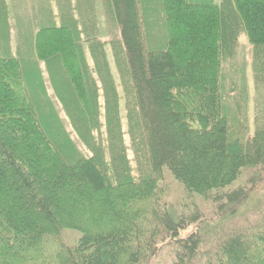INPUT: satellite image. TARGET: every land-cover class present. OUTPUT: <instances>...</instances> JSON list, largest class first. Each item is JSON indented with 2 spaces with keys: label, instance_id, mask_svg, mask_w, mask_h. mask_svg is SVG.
Here are the masks:
<instances>
[{
  "label": "trees",
  "instance_id": "obj_1",
  "mask_svg": "<svg viewBox=\"0 0 264 264\" xmlns=\"http://www.w3.org/2000/svg\"><path fill=\"white\" fill-rule=\"evenodd\" d=\"M32 1L0 0V264H264V216L209 246L197 203L264 185V0H101L107 39L96 0Z\"/></svg>",
  "mask_w": 264,
  "mask_h": 264
},
{
  "label": "rangeland",
  "instance_id": "obj_2",
  "mask_svg": "<svg viewBox=\"0 0 264 264\" xmlns=\"http://www.w3.org/2000/svg\"><path fill=\"white\" fill-rule=\"evenodd\" d=\"M8 2L10 12L12 13V4L11 0H6ZM33 1L29 0L28 5L31 6V3ZM102 1L96 0V11H97V18H98V26L100 30V38L107 39V30H106V24H105V16L103 12L102 7ZM13 14V13H12ZM13 31V37L15 41V32ZM111 62L113 64V60L111 59ZM245 62L247 66L246 74H247V80H248V86L250 88V124L253 128V121L256 118V113L254 112V107L256 105V102L258 101L257 98L259 97L257 93L254 91V84L252 81V65H251V47L248 43L247 37L245 35L241 36L240 39V48L238 52V58L237 63ZM46 79V78H45ZM51 94V92H50ZM52 96V95H51ZM60 110V109H59ZM61 111V110H60ZM124 113V110L122 111ZM62 121L67 125V128L69 130V125L65 117H63V114H60ZM124 116V115H123ZM167 196L165 197L166 202H168L169 207L172 205H176L177 202H180L182 194H180L178 186L172 183V190L167 189L166 190ZM197 203L199 207L201 208L202 212L205 214V217L207 218V221L205 224H203L202 227V233L208 234V237L210 240L208 242L209 246H212L215 242L216 236H219V232H221V229L230 228L228 225L231 224V226L234 229H248L251 227H254L261 218L264 216V185H262L260 188H258L255 192H253L248 199V201L245 203L244 206H242L238 212L235 220L232 222L226 221L223 222L222 219H219L217 216H214V210L211 206V204L207 202H202L200 200H197ZM181 204V203H180ZM231 227V229H233ZM189 231L192 232L191 229ZM217 233V234H216ZM186 233H182V236H185ZM213 238V239H212ZM207 246V247H209ZM173 261V256L171 253L170 246H161L158 256L150 263V264H171Z\"/></svg>",
  "mask_w": 264,
  "mask_h": 264
}]
</instances>
